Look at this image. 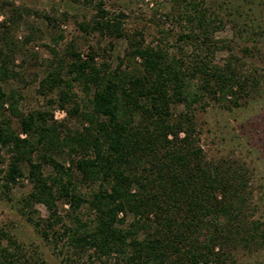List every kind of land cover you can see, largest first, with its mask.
Returning a JSON list of instances; mask_svg holds the SVG:
<instances>
[{
    "label": "trees",
    "instance_id": "16d2710c",
    "mask_svg": "<svg viewBox=\"0 0 264 264\" xmlns=\"http://www.w3.org/2000/svg\"><path fill=\"white\" fill-rule=\"evenodd\" d=\"M86 1L96 10L82 27L126 39L125 51L113 65L95 52L51 50L54 67L37 90L56 89L80 128L46 110L22 111L21 92L0 84V194L27 181L21 211L63 264H236L237 248L264 245V221L245 212L250 168L206 154L195 109L229 95L238 104L257 80L231 58L213 59L218 22L206 8L179 14L187 45L178 55L128 29L104 0ZM0 264L45 261L0 227Z\"/></svg>",
    "mask_w": 264,
    "mask_h": 264
},
{
    "label": "rangeland",
    "instance_id": "374dc122",
    "mask_svg": "<svg viewBox=\"0 0 264 264\" xmlns=\"http://www.w3.org/2000/svg\"><path fill=\"white\" fill-rule=\"evenodd\" d=\"M104 7L110 13L123 12L128 29L140 30L146 41L160 42L178 55L185 22L179 14L194 7L206 8L218 22L213 33V59L223 63L231 58L258 86L250 95L240 93L238 104L232 103L229 95L227 105L210 99L205 107L195 109L200 142L209 157L235 159L250 168L251 193L245 212L264 221V0H104ZM95 10L86 0H0V57L8 59V76L0 78V84L21 92L22 111L46 110L70 128H80L79 119L59 106L56 89L45 96L37 88L54 67L52 49L57 56H65L69 48L84 57L95 52L97 61L108 60L113 65L123 55L126 39L82 27ZM74 84L78 97L84 96L81 86ZM182 107V102L175 104L177 110ZM28 189L23 180L10 197L0 194V227L7 228L45 264H63L52 243L21 211L20 196ZM39 209L44 212L43 206ZM234 257L236 264H264V245L237 248Z\"/></svg>",
    "mask_w": 264,
    "mask_h": 264
}]
</instances>
